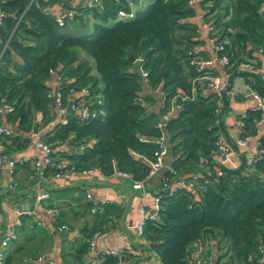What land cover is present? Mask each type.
Segmentation results:
<instances>
[{
	"label": "trees",
	"instance_id": "obj_1",
	"mask_svg": "<svg viewBox=\"0 0 264 264\" xmlns=\"http://www.w3.org/2000/svg\"><path fill=\"white\" fill-rule=\"evenodd\" d=\"M103 1L102 10L76 9L74 17L82 22V14L91 13L94 18L90 32L76 34L63 28L68 19L58 25L46 9L47 0H0V99L13 106L7 112L8 121H17L18 128L30 132L45 128L34 122L35 111L42 112L44 125L56 117L49 81L50 69H59L63 87L88 89L83 99L96 114L81 119L69 112L65 123H55L41 138L54 147L65 145L66 150L56 156L66 158L77 170L98 167L105 175L120 171L141 180L163 132L157 125L160 115L179 104L164 126L172 155L171 170L164 177L189 178L202 166L206 175L195 179L194 190L176 186L169 194L158 189L160 184L156 186L159 218L145 222L146 248L162 264H184L191 244L217 236L224 247L220 256L229 254L222 263L259 264L264 244V135L260 136L263 153L252 166L245 164L243 154L235 167L212 163L219 131H225L222 115L230 101L224 92L216 113L215 93L203 91L205 82L198 80L216 74L214 68L197 70L190 62L194 56H205L201 51L190 52L201 43L196 38L198 24L189 19L196 14L195 6L188 0H151L136 6L132 17L122 18L117 12L129 10L127 0ZM198 6L204 11L202 21L211 23L217 40L223 41L231 78L243 76L264 96L260 75L237 68L240 60L252 58L251 49L264 50V0H201ZM139 69L147 72L150 88L163 91L157 109L153 108L155 95L140 94ZM259 115L258 110L248 109L240 117L241 136L255 134L254 119ZM19 135L22 143L31 140L29 134ZM54 171L47 167L44 173ZM103 207L93 213V226L83 229L88 239L95 232L102 234L104 225L122 212L115 203H103ZM88 249V241L76 247L73 264H118L131 256V251L121 259L92 255ZM12 259L6 254L3 264H11Z\"/></svg>",
	"mask_w": 264,
	"mask_h": 264
},
{
	"label": "crops",
	"instance_id": "obj_2",
	"mask_svg": "<svg viewBox=\"0 0 264 264\" xmlns=\"http://www.w3.org/2000/svg\"><path fill=\"white\" fill-rule=\"evenodd\" d=\"M46 9L51 13H57L73 5L80 8L85 0H47ZM135 7L139 6L136 0ZM142 7V6H140ZM196 15H199L200 7L195 6ZM77 14V13H76ZM92 24L94 18L88 14ZM74 18L75 17H70ZM86 19V14H82ZM205 56L211 55V45L201 39ZM252 58L262 63V55L252 51ZM81 57H88L80 53ZM15 60H20L14 55ZM88 59L93 63L92 59ZM222 67L215 66V73L221 74ZM96 72L95 69L92 70ZM236 91L234 97L229 94V108L223 113L225 123V137L229 144L233 145V137L239 134L236 124L237 116L251 109L255 100L244 86L243 76L236 75L231 81ZM150 93L149 86L143 84L141 95ZM155 95V94H154ZM156 101L159 96L155 95ZM155 109V107H153ZM57 117V115H56ZM53 120H55V118ZM41 111H35L34 122L38 128L49 126L50 122L44 125ZM3 121L12 130L13 134L5 138L0 144V226L5 227L13 224L18 217L22 218V224L18 227L16 235L6 247V254L12 255L11 264H73L72 253L82 242L88 241L83 229L92 227L94 214L89 206L93 202L115 203L122 208L119 216L110 219L103 227L104 231L96 241V249L100 248L99 240L104 246L118 242H127L130 246L131 256L118 264H162L157 254L146 248V240L136 232V224L140 218V206L145 205L148 210L153 209V193L165 171L170 167L172 155L168 150L164 156V165L161 170L146 182L143 188H134L130 178L117 172L105 175L101 171L91 174H49L46 180L38 177H31L33 170L32 159L37 156L40 149L34 144V140H27L22 143L21 136L30 134L18 128L17 121L10 122L7 113L3 115ZM20 136V138H18ZM168 136H166V145ZM255 150V138H250L242 152L227 157L224 161L216 155L212 157V163H222L235 167L240 161V154L243 156ZM10 160H14L13 166ZM205 167L197 170L199 175L204 174ZM209 173V172H208ZM47 191L49 196L43 200L44 203L56 206L60 210L59 223L54 224L50 214L35 204V197L38 193ZM89 194V197L87 196ZM30 200V214L22 216L26 200ZM65 223L70 229L60 228L59 224ZM115 234V235H113ZM113 235V236H112ZM217 238V236H216ZM213 236H207L201 240L202 250H199V241L190 246V258L197 255L205 257L210 264L216 261L224 262L229 259L227 256H220L224 247L221 242ZM89 254L90 251L88 249ZM89 261V259H87ZM219 262V263H220Z\"/></svg>",
	"mask_w": 264,
	"mask_h": 264
},
{
	"label": "built area",
	"instance_id": "obj_3",
	"mask_svg": "<svg viewBox=\"0 0 264 264\" xmlns=\"http://www.w3.org/2000/svg\"><path fill=\"white\" fill-rule=\"evenodd\" d=\"M70 1V0H68ZM201 0H188V3L192 6L199 5V2ZM129 4V10L125 9H119L117 12V15L119 17L129 18L134 15L135 10V3L133 0H127ZM81 5L96 8L98 10H102L104 8V1L103 0H85ZM77 8L73 5L63 9L60 12L52 13L54 15V18L58 25L62 26L65 24L66 20L70 17H73L77 13ZM204 11L202 8H200L199 15L195 14L194 16L189 17V19L196 21L198 24L197 29V36L199 40L203 39L206 40L210 45L212 49V54L207 55L204 57L200 56H194L191 59V63L195 66L197 70H202L204 68H215V66L220 65L222 69L221 74H213V75H203L198 78V80H202L205 82V88L203 91L205 92H213L216 95L217 98V107L215 109V112L218 113L220 111L221 105H222V94L224 92H228L232 97L236 94V91L232 87L231 81V73L226 69V66L229 63L228 55L223 52V41L217 40V37L215 36V30L213 28V25L209 22L202 21L201 15ZM0 20H1V13H0ZM203 45L200 43L197 46H194L193 49L190 52H197L202 51ZM257 54H261L263 57L262 63H259V61L253 59V58H245L243 60H240L237 68L239 70L249 71V72H256L260 75L262 80L264 81V50L263 48L259 47L255 50ZM138 61L141 60L140 58L137 59ZM141 80L143 84H147V72L145 70L139 69ZM51 77L54 76V79L52 80V84L54 86V92H53V102L54 106L57 107V116H59L58 122L65 123L67 121L66 115L69 113L67 110V104L70 101L71 102V109L74 113L78 114L81 119H86L90 116H94L96 112L94 110L90 109V103L85 101L83 99V96L88 94V89L86 87L81 88H75V87H69L66 89L63 87L64 85V79L62 77V74L59 72V69H50ZM51 80V78H50ZM244 86L246 90L251 94V96L254 98L255 102L251 109H256L260 112V115L258 118L254 119L255 124V134H247L245 136H241L240 132L243 129L244 122L240 118L243 116L246 112L241 113L239 116H237L236 124L239 128V134L233 137V145L229 144L226 140L225 134L223 131H219L218 137L216 139V149L214 150V155L218 156L219 158L224 161L227 157L243 151L245 145L247 144L248 140L250 138H255V150L250 152L249 154L245 155V164L247 166H252L255 161L262 155L263 149L260 147V136L264 135V96L261 95L256 89L252 88L249 83H247L244 78ZM150 94H155L159 96L157 101L153 104V107L156 109L160 107L162 103V95L163 91L160 88H150L149 87ZM142 92V91H141ZM140 92V94H141ZM150 105V104H149ZM151 107V105H150ZM180 108L179 104H173L170 108H168L164 113L160 115V119L157 122V125L162 128L163 132L162 134L157 138L158 142V148L153 153V158L148 161L149 169L145 175V177L141 180H133L130 176V174L126 172H120L118 171V174H121L123 176H126L131 179L132 186L134 188H143L144 182L151 179L157 171L161 170L164 165V156L166 155L168 151V147L166 145V130L164 129L166 121L176 115L177 110ZM13 109V106L10 102H7L4 98L0 99V144L3 143L6 137L11 136L14 132L13 130L4 123L3 121V115ZM42 130H32L30 131V137L34 140V144L36 147L40 149V152L37 156H35L32 159V166L33 170L30 174L31 177H38L42 180H46L49 175H46L44 173V170L47 167H53L54 168V175H59L62 173L67 174H81V175H87L91 174L95 171H100L98 167H92V168H86L77 170L73 164H71L66 158L58 157L56 156L58 152H63L66 150L65 145H60L57 147L52 146L51 144L47 143L45 140H43L42 137ZM14 160H10V165L13 166ZM167 170H171V165ZM220 173V171H218ZM206 173L199 175L197 172L190 175L189 178L186 177H164V174L160 180V187L158 189L160 190H166L169 194H171L174 191V188L176 186L184 187L187 189L194 190L196 186V178L200 176H204ZM204 182H207V179L204 180ZM49 196V193L47 191L40 192L35 197V204L42 208L45 212L50 214L51 220L54 224L59 223V215L60 210L56 206L48 205L43 202L45 198ZM89 197V194H87ZM103 203L105 202H93L90 206V211L92 213L96 211H103ZM160 207V197L159 194L153 193V209L150 211L146 208L145 205H141L140 210V218L136 224V232L138 235H142V231L145 225V222L147 219H158L159 213L158 209ZM22 216L30 214L29 209H25L20 213ZM22 224V218L18 217L13 224L7 225L5 227L0 226V264H3L4 258L6 255V247L8 246L9 242L14 239L18 227ZM60 228H63L65 230H69L70 227L65 224L61 223L59 224ZM101 235L100 232H95L89 239V251L92 255H105L109 254L112 256H117L120 258L126 251H130V249L127 248H113V249H96V241L98 237ZM198 248L199 250H202V245L199 240ZM261 251V261L259 264H264V244L260 247ZM121 259V258H120ZM119 259V261H120ZM119 263V262H118ZM184 264H210L208 260L205 259V257H202L201 255H197L193 258H188L187 261ZM219 264H224L220 262Z\"/></svg>",
	"mask_w": 264,
	"mask_h": 264
},
{
	"label": "water",
	"instance_id": "obj_4",
	"mask_svg": "<svg viewBox=\"0 0 264 264\" xmlns=\"http://www.w3.org/2000/svg\"><path fill=\"white\" fill-rule=\"evenodd\" d=\"M263 38H264V34H263ZM54 79V76L51 77V80L49 81V85L51 86V92L49 94L51 100H52V104L54 105V102H53V92H54V86L52 84V80ZM65 82V81H64ZM71 105V102L69 101L68 104H67V110L70 112V113H73V110L71 109L70 107ZM147 107H150L149 104H146ZM54 111L57 112V107L54 106ZM59 120V116H57L55 118V120H52L49 124V126L45 127L43 130H42V133H45L47 132L49 129H51V127L57 123ZM30 208V200L29 198L26 200L25 204H24V209H29ZM115 235V234H113ZM112 235V236H113ZM98 243L100 244V248L99 249H113V248H127V249H130V246L127 242H118V241H114L111 245L108 244L107 246H104L103 243H102V240H99Z\"/></svg>",
	"mask_w": 264,
	"mask_h": 264
},
{
	"label": "rangeland",
	"instance_id": "obj_5",
	"mask_svg": "<svg viewBox=\"0 0 264 264\" xmlns=\"http://www.w3.org/2000/svg\"><path fill=\"white\" fill-rule=\"evenodd\" d=\"M140 6H145L149 1L151 0H136ZM86 14V19L84 18V22H82L79 17L77 18H69L66 22V25L63 26L64 29L67 31L76 33V34H83V33H88L92 30V22L91 20L88 21L89 16L88 13Z\"/></svg>",
	"mask_w": 264,
	"mask_h": 264
}]
</instances>
